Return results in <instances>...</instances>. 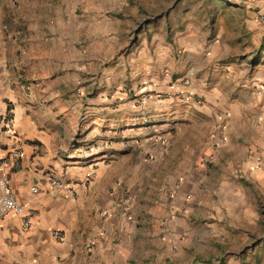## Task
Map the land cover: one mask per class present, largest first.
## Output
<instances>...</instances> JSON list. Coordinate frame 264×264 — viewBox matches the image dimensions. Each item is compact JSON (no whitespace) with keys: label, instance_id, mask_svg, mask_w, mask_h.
<instances>
[{"label":"crops","instance_id":"obj_1","mask_svg":"<svg viewBox=\"0 0 264 264\" xmlns=\"http://www.w3.org/2000/svg\"><path fill=\"white\" fill-rule=\"evenodd\" d=\"M197 2L132 0L129 13L109 16L105 7L122 13L126 0H49L34 16H16L15 3L0 0V160L12 150L1 132V115L11 107L23 156L9 184L25 214L33 213L28 229L23 215L0 223V264H249V255L205 257L211 233L190 220L204 187L216 197L209 208L243 203L239 181L264 164V72L246 77L235 64L221 72L197 55L205 18ZM161 3H173L172 11L150 17V6ZM143 16L149 19L138 27L141 38L108 61L128 46L134 26L127 21ZM174 47L183 59L165 65ZM129 68L134 92L122 91ZM82 81L88 84L78 95L73 89ZM93 83L97 91L83 101ZM172 128L174 139L154 146L159 132ZM251 128L261 140L256 144L243 138ZM184 135V159L167 160L170 145ZM155 170L164 182L151 197ZM52 178L74 184L77 198Z\"/></svg>","mask_w":264,"mask_h":264},{"label":"rangeland","instance_id":"obj_2","mask_svg":"<svg viewBox=\"0 0 264 264\" xmlns=\"http://www.w3.org/2000/svg\"><path fill=\"white\" fill-rule=\"evenodd\" d=\"M12 1L15 3V8L18 10L16 16L20 15L19 13L22 11L28 16H34L35 7H37V13L38 8L43 10L49 8V4H47L49 0ZM66 1L67 0H64L65 3ZM69 1L75 3V0ZM197 1L198 2L195 4L196 8L201 9L200 13H202V16L205 14L203 20V36L200 46H197L199 50L197 55H203L205 59L209 58L210 63L212 65L215 64L220 68L221 72L226 71L224 67L235 64L237 68L246 70V77L260 78V72H264V47H262V44H264V0ZM126 2L127 3H124L122 13H119L118 8L111 7L110 5L105 7V12L109 16L124 14L125 12L129 13L134 6V3H132V0H126ZM172 5L173 3H161V5L153 4V6H150V17H154L155 13L161 10L171 12ZM189 6L190 5H187V7ZM83 10L84 9L80 7L75 13L77 15H82ZM68 11L69 13L71 12V5ZM47 12L49 11H46V14ZM144 12L146 11L144 10ZM148 19L149 18L143 16V19L127 21L128 24L134 26V30L130 34L131 36L129 35L127 39L128 46H125L124 43L122 49L109 53L107 57L108 61L114 60L118 56L122 54L126 55L130 52V44L141 38L138 34V27L146 24ZM171 22L177 23L176 19L171 20ZM125 24L126 21L124 20V25ZM147 37L150 38V35ZM173 39H176V37L172 36L171 40ZM181 53L182 49L177 50L175 47L174 49L172 48L170 53L164 55V64L166 65L167 62H173V59L174 61L183 59ZM153 54H156V52L153 51ZM112 66H114V64H112ZM141 69L144 70L142 65ZM118 72L119 68H117L114 73L117 74ZM129 72L130 68L122 73V91L127 90L134 92V86L131 85V76ZM114 73H111V75H114ZM144 73L145 72L143 71L142 77L144 76ZM178 73H180V71ZM90 76L93 78L97 77V72H91ZM173 79L175 81L176 77ZM262 80H264V78ZM140 83L138 90H141L140 87L142 83ZM87 84L88 82L83 81L76 84L73 92L81 95L80 91H82V88L86 87ZM93 85L95 86L93 83L90 85V88L86 89L83 101L85 98H90L91 95L97 91V89L94 91ZM115 90L119 89L117 88ZM89 91L91 92L90 94L88 93ZM257 92L259 93V91ZM150 94L154 93L150 92ZM252 99V102H256V104L259 102V96H254ZM260 99L264 101V97H260ZM141 100L139 101V106L143 108L144 105L141 104ZM253 107H257V105ZM176 132L178 131L174 128L169 129L168 131H160L159 134L163 136L160 135L154 140V146H157L158 144L166 146L174 139L177 134ZM186 135L181 139L178 138L174 145H170V147L173 148L171 150L169 149V154L166 155L167 160L172 159L175 161L180 158L184 159L183 156H181V153L184 152L183 143L185 142ZM243 138L249 143L254 144H256L255 142L261 141L258 138V133L254 129L252 130V128L245 132ZM178 149H180V151H178ZM155 157V154L150 153V170L153 166L151 163L155 160ZM252 167H254L252 170L259 168L256 169L257 173L250 175L248 178L242 179L243 181H239L245 189L243 203L240 205L234 204L229 207L212 205L209 208L206 204L213 203V201L216 200V197L211 196V192L208 191L209 189H207V187H204L203 191L199 193L198 197L201 198L203 204H201V209H198L196 212L198 216H192L190 221L196 219L197 225L201 227L202 230H207L211 233V239L206 243L203 242L207 245V248L203 253L205 257H212L215 254L224 258L249 255V264H260L262 259H264V164H254ZM157 172L158 170H155V174L150 177L151 197L159 193V187L164 182L163 174L159 173L157 176ZM224 209L225 215L222 211ZM161 210L160 218H167L168 212L164 209ZM175 216L180 217L181 214L176 213ZM170 218L172 219V217Z\"/></svg>","mask_w":264,"mask_h":264},{"label":"built area","instance_id":"obj_3","mask_svg":"<svg viewBox=\"0 0 264 264\" xmlns=\"http://www.w3.org/2000/svg\"><path fill=\"white\" fill-rule=\"evenodd\" d=\"M193 74L194 71L190 70V77H192ZM189 80L188 78L185 82L189 83ZM14 122L13 110L9 107L1 115V132L7 134L12 140V150L8 156L0 160V223L9 215H23L25 219L24 227L28 229L31 226V217L33 213L29 212L25 214V204L17 200L9 184V171L23 156V141L18 135ZM51 182L54 186L63 189L70 199L77 198V191L74 184L70 182L63 183L56 178H52ZM34 191L37 190L35 189ZM54 234L57 235L58 238H63L64 236L61 231H55Z\"/></svg>","mask_w":264,"mask_h":264},{"label":"trees","instance_id":"obj_4","mask_svg":"<svg viewBox=\"0 0 264 264\" xmlns=\"http://www.w3.org/2000/svg\"><path fill=\"white\" fill-rule=\"evenodd\" d=\"M262 47H264V44H262Z\"/></svg>","mask_w":264,"mask_h":264}]
</instances>
